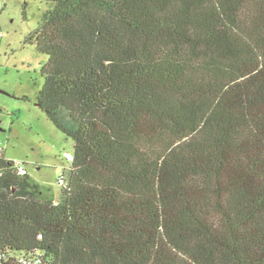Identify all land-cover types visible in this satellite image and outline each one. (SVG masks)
<instances>
[{"label": "trees", "instance_id": "16d2710c", "mask_svg": "<svg viewBox=\"0 0 264 264\" xmlns=\"http://www.w3.org/2000/svg\"><path fill=\"white\" fill-rule=\"evenodd\" d=\"M24 1L74 158L53 201L0 151V264H264V0Z\"/></svg>", "mask_w": 264, "mask_h": 264}, {"label": "rangeland", "instance_id": "374dc122", "mask_svg": "<svg viewBox=\"0 0 264 264\" xmlns=\"http://www.w3.org/2000/svg\"><path fill=\"white\" fill-rule=\"evenodd\" d=\"M42 2L0 0V147L7 159L26 164L42 198L59 201L60 179L68 178L74 142L37 104L48 57L36 49Z\"/></svg>", "mask_w": 264, "mask_h": 264}, {"label": "built area", "instance_id": "2783aa9c", "mask_svg": "<svg viewBox=\"0 0 264 264\" xmlns=\"http://www.w3.org/2000/svg\"><path fill=\"white\" fill-rule=\"evenodd\" d=\"M2 150L3 149L0 147V151ZM14 168L21 176L28 174L26 164L23 162H14ZM59 184L62 188H66L67 179L63 177L60 179ZM15 262L16 264H52V261L49 258H46L42 253H20L15 256Z\"/></svg>", "mask_w": 264, "mask_h": 264}]
</instances>
